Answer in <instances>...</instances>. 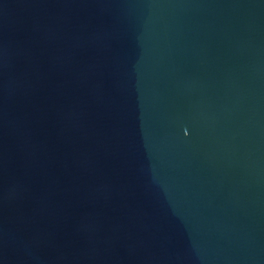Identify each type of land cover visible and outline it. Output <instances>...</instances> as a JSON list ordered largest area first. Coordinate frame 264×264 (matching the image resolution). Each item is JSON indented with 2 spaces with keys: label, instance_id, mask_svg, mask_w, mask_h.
I'll use <instances>...</instances> for the list:
<instances>
[{
  "label": "water",
  "instance_id": "obj_1",
  "mask_svg": "<svg viewBox=\"0 0 264 264\" xmlns=\"http://www.w3.org/2000/svg\"><path fill=\"white\" fill-rule=\"evenodd\" d=\"M0 264H264V0H0Z\"/></svg>",
  "mask_w": 264,
  "mask_h": 264
}]
</instances>
